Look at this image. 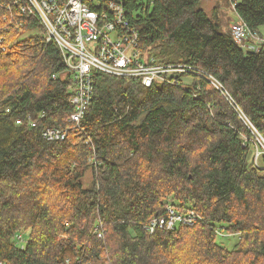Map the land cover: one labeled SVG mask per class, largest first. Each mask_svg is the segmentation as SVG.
I'll return each mask as SVG.
<instances>
[{
    "label": "trees",
    "instance_id": "1",
    "mask_svg": "<svg viewBox=\"0 0 264 264\" xmlns=\"http://www.w3.org/2000/svg\"><path fill=\"white\" fill-rule=\"evenodd\" d=\"M202 1L124 7L142 52L214 76L264 137V50L244 52ZM3 14L0 264H264V156L255 160L249 130L219 92L197 77L145 88L94 73L76 126L58 48L35 21L9 28ZM235 15L258 32L264 0H237ZM20 29L37 33L11 43ZM46 127L68 134L47 142ZM167 207L196 220L149 234Z\"/></svg>",
    "mask_w": 264,
    "mask_h": 264
},
{
    "label": "built area",
    "instance_id": "2",
    "mask_svg": "<svg viewBox=\"0 0 264 264\" xmlns=\"http://www.w3.org/2000/svg\"><path fill=\"white\" fill-rule=\"evenodd\" d=\"M227 1L235 13L237 0ZM0 8L7 14H14L7 21L9 28H21L23 19L33 20L41 28L45 43H53L58 48L67 72L73 78L69 89L73 111L68 121L76 126L90 106L94 73L137 80L145 88L160 84L187 85L190 83L187 79L192 82L197 77L206 80L221 96L226 91L214 76L197 67L160 62L142 52L139 49V32L126 17L124 0H0ZM229 31L234 43L244 52L264 50L262 36L249 30L239 18L229 24ZM231 107L251 134L255 160L264 156V137L237 105ZM25 121L31 128L36 126L29 117ZM25 121L18 118L14 123L20 126ZM67 134V129L56 127H46L41 131L47 142L63 141ZM166 212L165 216L145 226L149 234L158 229L171 231L180 225L191 226L196 220L194 212L179 213L171 207H167Z\"/></svg>",
    "mask_w": 264,
    "mask_h": 264
},
{
    "label": "rangeland",
    "instance_id": "3",
    "mask_svg": "<svg viewBox=\"0 0 264 264\" xmlns=\"http://www.w3.org/2000/svg\"><path fill=\"white\" fill-rule=\"evenodd\" d=\"M150 1L153 2L154 0H150ZM143 2L147 3L148 0H143ZM228 3H227V0H203L202 1V8L205 11V13L210 16L213 12H215L217 14V17L219 18V20H221V24L223 25V29H226V30H227V28H229V24H231L237 20L235 17L236 16L235 13L230 9ZM12 9H15V7H12ZM12 9H11V11H12ZM2 11L4 14L1 17V23H6L9 19H12V17L14 16V14H11V13L7 14L6 12H4V10H2ZM35 30H38V29H35ZM21 31H22L21 29L18 31L20 33L17 34L16 36H14L16 38L14 40H12L11 43L17 41L18 39H21V38H24L28 35H31L33 33H37V32H23L22 33ZM258 32L262 36V38L264 39V26L263 27L260 26L258 29ZM188 82H191V80L187 79V83ZM224 94L222 95V98L224 100H227L231 106H236V105L238 106V104L236 103L235 99L232 97V95L229 91L226 90L224 92ZM44 117H45V115H44ZM69 118H70V116H69ZM242 140L244 141V143H247L246 138H243ZM250 155H252V153H250ZM259 167H261V165ZM90 174L91 173H89V172H88V174H86L85 179H84V185H87L89 183V180L91 178ZM222 236L226 237V238L228 237L227 234L222 235ZM233 242H235V238L230 239V241L227 243V245L232 246Z\"/></svg>",
    "mask_w": 264,
    "mask_h": 264
}]
</instances>
